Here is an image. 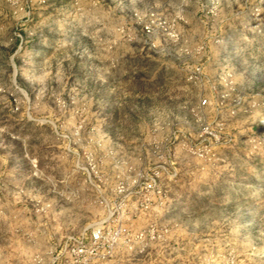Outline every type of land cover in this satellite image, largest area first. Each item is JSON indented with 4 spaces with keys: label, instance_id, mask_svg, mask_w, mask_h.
I'll return each mask as SVG.
<instances>
[{
    "label": "clouds",
    "instance_id": "clouds-1",
    "mask_svg": "<svg viewBox=\"0 0 264 264\" xmlns=\"http://www.w3.org/2000/svg\"><path fill=\"white\" fill-rule=\"evenodd\" d=\"M0 264H264V0H0Z\"/></svg>",
    "mask_w": 264,
    "mask_h": 264
},
{
    "label": "rangeland",
    "instance_id": "rangeland-1",
    "mask_svg": "<svg viewBox=\"0 0 264 264\" xmlns=\"http://www.w3.org/2000/svg\"><path fill=\"white\" fill-rule=\"evenodd\" d=\"M205 175H207V174L205 173Z\"/></svg>",
    "mask_w": 264,
    "mask_h": 264
}]
</instances>
